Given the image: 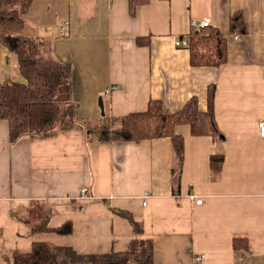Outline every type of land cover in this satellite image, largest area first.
<instances>
[{
	"label": "crops",
	"instance_id": "0c3cea01",
	"mask_svg": "<svg viewBox=\"0 0 264 264\" xmlns=\"http://www.w3.org/2000/svg\"><path fill=\"white\" fill-rule=\"evenodd\" d=\"M236 12L244 31L231 29ZM24 17L25 35L44 38L48 54L72 64L81 118L102 115L100 97L108 116L144 111L153 99L173 113L193 96L206 110L215 83L222 137L177 125L181 158L171 136L100 141L73 128L12 141L0 118V264L34 241L87 254L124 251L133 227L112 208L142 219L154 264H264V0H149L134 14L128 0H34ZM205 17L227 39L220 66H194L190 48L175 43ZM7 80L27 81L17 54L0 42V83ZM216 154L224 155L218 172ZM38 212L50 228L70 222L72 231H34Z\"/></svg>",
	"mask_w": 264,
	"mask_h": 264
},
{
	"label": "trees",
	"instance_id": "16d2710c",
	"mask_svg": "<svg viewBox=\"0 0 264 264\" xmlns=\"http://www.w3.org/2000/svg\"><path fill=\"white\" fill-rule=\"evenodd\" d=\"M34 0H0V42L16 53L19 71L26 82L7 80L0 83V118L7 119L11 140L26 135L50 136L60 129L83 128L90 139L100 141H141L148 138L171 136L183 158L184 138L176 133V126L190 124L194 135H211L221 138L215 116L216 84L209 85L208 107L202 110L196 96L173 113H166L160 100H150L144 111L130 112L123 116L101 115L94 120L79 116V104L71 99L73 69L70 62L61 61L48 54L49 42L44 38L23 33L24 14ZM129 9L135 13L139 5L149 0H128ZM187 34L191 63L194 66H220L227 61L228 46L224 34L215 26L202 28L191 26ZM232 31H244L241 12L231 17ZM184 37V36H183ZM182 38V37H181ZM145 43L144 38L138 39ZM223 154L211 156V167L221 170ZM179 183L174 193L178 195ZM127 218L133 227V237L124 251L108 253H79L71 246L54 245L46 241H34L27 253L15 252L3 255L1 264H154V239L144 231L143 221L130 211L112 208ZM33 222V230H49L70 233V222L50 228L47 216ZM27 221L30 220L27 218ZM237 245V239H235Z\"/></svg>",
	"mask_w": 264,
	"mask_h": 264
},
{
	"label": "built area",
	"instance_id": "2783aa9c",
	"mask_svg": "<svg viewBox=\"0 0 264 264\" xmlns=\"http://www.w3.org/2000/svg\"><path fill=\"white\" fill-rule=\"evenodd\" d=\"M211 23H212L211 17H205V18H203L201 20H193L192 23H191V26L199 29V28H202V27L209 26V25H211ZM67 25H68V21L65 22V25L63 26V29H66ZM239 37H240L239 33H236L234 35V38H236V39H238ZM175 43L177 45L187 46L188 43H189V40H188L187 36H184L182 38L177 39L175 41ZM114 88H115V86L108 87L106 89V92H110ZM258 129H259L260 137L264 139V118L259 120ZM88 192H89V189L87 187H84V188L81 189V195H87ZM195 202H196V204H202L203 203V198H196ZM144 204H146V201H144ZM204 260H205V255L204 254H199V255L196 256V261L198 263H202Z\"/></svg>",
	"mask_w": 264,
	"mask_h": 264
},
{
	"label": "water",
	"instance_id": "95a60500",
	"mask_svg": "<svg viewBox=\"0 0 264 264\" xmlns=\"http://www.w3.org/2000/svg\"><path fill=\"white\" fill-rule=\"evenodd\" d=\"M99 104H100V107H101V114L102 115H105L106 114V112H105V105H104V102H103V98L102 97L99 98Z\"/></svg>",
	"mask_w": 264,
	"mask_h": 264
}]
</instances>
